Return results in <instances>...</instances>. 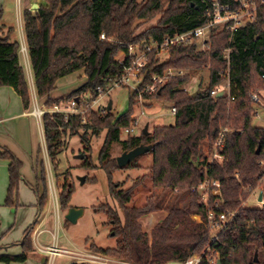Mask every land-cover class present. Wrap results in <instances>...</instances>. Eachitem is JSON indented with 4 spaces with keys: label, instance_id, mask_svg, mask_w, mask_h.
I'll return each mask as SVG.
<instances>
[{
    "label": "trees",
    "instance_id": "1",
    "mask_svg": "<svg viewBox=\"0 0 264 264\" xmlns=\"http://www.w3.org/2000/svg\"><path fill=\"white\" fill-rule=\"evenodd\" d=\"M211 0H42L32 11L22 13V27L28 54L33 87L38 100L48 98L56 88V82L75 72L82 71L85 83L65 97L44 103L46 108L67 104L72 100L97 99L96 89L104 93L128 70V47L142 50L153 43H161L166 37L181 34L203 25L206 4ZM160 16L154 27L136 35L143 22ZM11 30L5 36L0 33V87H9L20 98L24 110L31 109V97L26 74L19 61L20 45L10 41ZM104 35V40L100 36ZM144 42V45H141ZM204 50L195 44L171 48L168 58L159 61L156 50L147 55L143 86L150 76H162L168 70L186 71L183 77L169 78L159 89V94L143 96L147 102L156 100L168 103L175 109L171 126H155L144 136L121 134L133 126L134 108L138 95H128L129 109L113 118L111 112L86 109L84 115L44 114L41 126L47 158L55 180L58 156L63 147L62 137L78 136L89 152L87 131L98 135L105 130L103 144L98 153V164L109 176L110 196L121 209L102 206L96 213L107 217L112 227L111 237L116 246L101 249L94 244L88 252L134 264H167L184 262L189 257L204 254L199 264H209L216 258L220 264H264V210L241 207L264 177V129L252 125L255 114L251 95L264 92V20L247 25L235 32L232 41L228 33H212L204 44ZM228 50V60L223 59ZM208 73L207 85L192 98L185 90L190 74ZM228 81V94L220 98L210 92ZM80 104L79 108H82ZM221 162L208 163V155L223 129ZM118 142L122 152L140 146H150V181L154 188L176 192V197L166 207L167 215L151 233V242L140 231L137 220L148 213L160 210L161 203L149 198L141 208L129 207L133 192L142 182L138 179L129 189L120 190L110 178L120 170L108 151ZM0 159L8 162V187L4 205L15 207L16 192L20 180L21 162L7 149L0 147ZM85 159V157H84ZM83 168L93 166L85 161ZM137 168L135 160L124 167ZM37 213L44 211L48 200L47 177L41 164L38 166ZM90 180V179H88ZM92 180V179H91ZM215 181L219 188H210L206 202L192 191L203 181ZM66 182L59 187L57 203L60 212L68 210L73 188ZM264 192V181L260 184ZM187 195L186 203L179 207V198ZM215 203H219L214 208ZM237 213L217 241L210 243L211 230L206 222L207 211ZM200 218V223L194 220ZM38 222L29 226L21 241L22 253L17 256L0 255V263H23L33 251L32 233ZM67 223V221L65 220ZM209 248V252H205ZM47 261V260H46ZM46 264V262L44 263ZM86 264V263H70Z\"/></svg>",
    "mask_w": 264,
    "mask_h": 264
},
{
    "label": "rangeland",
    "instance_id": "2",
    "mask_svg": "<svg viewBox=\"0 0 264 264\" xmlns=\"http://www.w3.org/2000/svg\"><path fill=\"white\" fill-rule=\"evenodd\" d=\"M141 2L142 0H137ZM160 16H157L149 22L140 23L136 35L144 32L146 29L154 27L158 22ZM196 48L199 50H204L201 45L197 44ZM159 61L164 62L168 58L167 53H160ZM173 73L181 72V76L188 74L186 71L172 70ZM167 82V81H166ZM165 82V83H166ZM208 73L203 71L196 74H190V81L185 85V90L189 94H193L200 91L207 85ZM85 83V77L82 71L75 72L69 76L59 79L56 82V88L51 93L53 98H61L69 95L71 92L75 91L81 85ZM226 84V82L222 83ZM111 87V86H110ZM109 87V88H110ZM108 88V89H109ZM161 88V87H160ZM159 88V89H160ZM128 89V90H127ZM108 91V90H107ZM131 92L130 88L117 89L110 92L104 93V96L97 104H92L90 108L93 111L99 109V111L106 110L108 102L111 101V112L113 118H117L120 115L126 113L129 109L128 95ZM224 95L227 94L226 89L222 88ZM159 93V91H158ZM260 103L252 107L254 109V116L252 125L256 128L264 129V92H260ZM86 100L88 99L85 98ZM150 106H137L134 108V118L139 120V127L135 135L139 133L147 126L148 134L155 126H171L174 123V115L171 114V105L164 102H159L152 100L147 102ZM144 111V116H140V111ZM85 131L80 130L79 135L83 134ZM69 136L68 133L64 134L62 137L63 147L58 156V165L56 173L59 175L58 179L55 180L54 172L51 167L49 170L47 159L44 156H39V164L43 167L46 177L47 186L50 184L53 189V195L49 194L48 188V202L47 204H52L54 206L55 212H51L48 216V227L52 231V235L43 234L41 237V243H51L53 240L57 241L62 247L72 250L75 254L69 258L65 257H55L53 264H66L70 263H85L83 257L84 254H89L88 248L91 244L101 249H112L116 246V241L111 237L112 227L107 222V217L102 213H96L94 208H100L102 206H108L116 210L121 214V209L110 196L109 191V176L107 173L100 168L98 164V153L103 144L105 137V130L101 131L98 135H92L90 131H87L86 135L89 140L90 150L87 152L86 145L81 142L80 137ZM126 135L121 134L120 141H124ZM122 147L116 142L113 143L108 151L110 159H116L122 155ZM211 154V153H210ZM210 154L208 157H210ZM82 157V158H81ZM85 157V159H84ZM88 161L93 168L86 169L82 167V164ZM152 158L151 155H141L135 159L137 168H121L120 170L111 173V180L114 184H118L120 190L129 189L138 179L143 178L139 186L133 192L132 200L129 203V207L141 208L143 207L149 198L158 200L161 203L160 210L154 211L141 216L137 220V224L140 231L147 236L148 242H151V233L154 227L161 222V220L167 215L166 207L173 201L176 197V192H165L161 189L154 188L150 181V166ZM50 165V164H49ZM48 171V172H47ZM72 186L73 193L70 198L69 207L82 211V215L76 220L74 224L65 222L64 215L65 212H61L60 218V228L56 232L55 226L53 228V220L56 221L58 218L55 198L58 195L59 187L62 183L66 182ZM90 179V180H88ZM92 179V180H91ZM264 181V177L260 181L257 188L250 194V196L244 201L246 208L256 209L259 206L256 203L257 195L262 192L260 184ZM34 191V190H33ZM264 194V192H262ZM53 199V201H52ZM187 201L186 193L179 198V207L183 206ZM44 211L46 210V207ZM52 206V208H53ZM43 211V212H44ZM199 217H195L194 220L198 222ZM44 229L46 226L43 227ZM68 242L71 245H68ZM78 249V250H76ZM213 259H215L213 257Z\"/></svg>",
    "mask_w": 264,
    "mask_h": 264
},
{
    "label": "built area",
    "instance_id": "3",
    "mask_svg": "<svg viewBox=\"0 0 264 264\" xmlns=\"http://www.w3.org/2000/svg\"><path fill=\"white\" fill-rule=\"evenodd\" d=\"M206 18L205 23L196 29L190 30L185 33L175 34L171 37H166L161 43H153L151 42V46H145L142 50L139 46H129L128 47V58L130 61V66L126 73L113 85L108 89L107 92H110L117 89H126L130 88L131 92H135L138 95V106L143 108V96H152L158 93L159 88L162 87L165 82L169 78L175 77H183L182 73H173L172 70H168L163 73L162 76L152 75L150 76V80L147 84H145L140 90V86L143 85V80L145 76V66L147 63V55L151 52V50H156L157 54L167 53L171 48L177 47H185L191 44H199L204 48L205 42L209 39L212 33H228L229 41L231 42L233 36L236 31L239 29L253 24L257 22L260 18L264 20V0H211L209 4H206ZM100 40H104V35L100 36ZM141 45H144V42H141ZM21 51L25 52V48L22 46ZM228 50H226L223 54V59L228 60ZM229 83L226 81V84H221L215 87L210 95L212 97H216L218 93H222V88L226 89L228 94ZM128 90V89H127ZM97 99L88 103L85 98H81L80 100H72L67 104L54 105L52 108H46L45 106L34 105L31 110V115L41 121V117L44 114H61L67 118L70 115H84L86 109H90L92 104H97L102 97L104 96V92L101 89H96ZM226 94V95H227ZM252 104L260 103V96L257 94H253L250 97ZM80 104H83L82 108ZM99 110V109H98ZM102 113H106L107 111L101 110ZM171 114L175 115V109L171 108ZM140 116H144V111H140ZM139 127V120L134 118L133 126L130 129H126L123 133L126 136H137L135 135L137 132V128ZM142 132V131H141ZM140 132V133H141ZM228 129H223L213 145L212 152L210 157L207 158L208 163H212L213 161L221 162L223 160L222 155L220 154L221 148L223 146V135L229 133ZM139 133V134H140ZM261 165H264L262 163ZM49 194L53 195V189L50 184H48ZM210 188H219V184L215 181L205 180L200 183L197 187L192 188L193 192H196L200 200L206 202L208 197V191ZM261 194V202L258 203L256 200L259 209H262V205L264 204V194ZM54 196V195H53ZM258 199V195L256 197ZM55 203L57 204V197L55 198ZM219 203H215L214 208H217ZM245 206V202H241V207ZM237 213H220L216 214L214 211L209 210L206 213V222L208 229L211 230V238L210 243H214L217 241V237L220 232L223 231L225 226H227L230 222L233 221ZM200 218L198 219V223H200ZM37 251L41 254L47 256L46 264H53V260L55 257H66L69 258L73 256L75 253L68 250H62L57 248L56 241L53 240L51 246L49 247H38ZM209 252V248L205 251ZM205 253H202L199 256L189 257L184 262H171L167 264H199L203 259ZM86 264H134L132 262L120 261L108 257H104L98 254H84L83 255ZM79 263V262H77ZM81 263V262H80ZM216 258H211L209 260V264H216Z\"/></svg>",
    "mask_w": 264,
    "mask_h": 264
},
{
    "label": "crops",
    "instance_id": "4",
    "mask_svg": "<svg viewBox=\"0 0 264 264\" xmlns=\"http://www.w3.org/2000/svg\"><path fill=\"white\" fill-rule=\"evenodd\" d=\"M41 3L42 0H0V33L5 36L11 30L10 41L18 42L20 45L19 61L26 74L31 97V109L27 111L23 109L20 98L12 88L0 87V147L9 150L22 165L19 171L20 180L16 192V205L15 207H7L4 205V201L8 187V162L0 159V255H20L22 253L23 234L38 219L31 237L33 251L27 254L25 262L11 264H44L47 256L39 253L37 248L40 246L49 247L52 242L41 243V237L43 234H50L52 239L54 238L47 224V222L49 223L48 216L51 212H55L53 202L51 205L47 204L44 212L39 215L37 213V196L33 190L37 186L38 155L43 154L42 156L47 161L48 158L41 121L30 113L35 104L44 106L47 99L55 100L56 98H53L51 93L48 98L40 100L35 96L22 27L23 11H32ZM22 46L25 48V52L21 51ZM48 167L50 170L49 163ZM56 210L58 218L52 223L53 228L55 226L56 232H58L61 225L59 222L61 212L58 203ZM44 226H46L45 229ZM68 245L71 243L68 242ZM56 246L59 249L68 250L58 244L57 241ZM68 251L72 250L69 249ZM66 264H70V262Z\"/></svg>",
    "mask_w": 264,
    "mask_h": 264
},
{
    "label": "water",
    "instance_id": "5",
    "mask_svg": "<svg viewBox=\"0 0 264 264\" xmlns=\"http://www.w3.org/2000/svg\"><path fill=\"white\" fill-rule=\"evenodd\" d=\"M91 2H94L96 0H90ZM200 91H197L195 93L192 94V98H194L197 94H199ZM159 94V93H158ZM222 97V93H218L216 98H220ZM111 101L108 102V105L106 107V111L109 112L111 110ZM142 133L144 136L148 135L147 132V126L144 127V129L142 130ZM151 147L150 146H140L137 147L129 152H125L122 153V155L118 158L115 159L117 167L118 168H124L127 165H129L131 162H133L137 157L144 155L146 153H148L150 151ZM82 158V157H81ZM258 203L261 202V194L258 195V199H257ZM262 210H264V204L262 205ZM82 215V211L81 210H77V209H73V208H69L66 212V214L64 215V220H66L67 222L74 224L76 222V220ZM254 264H258V260H257V255H254ZM216 264H220L219 261H217Z\"/></svg>",
    "mask_w": 264,
    "mask_h": 264
}]
</instances>
